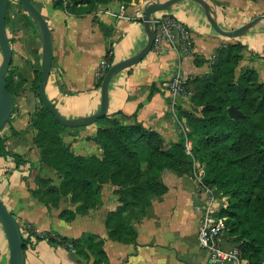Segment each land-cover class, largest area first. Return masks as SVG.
<instances>
[{
  "label": "crops",
  "instance_id": "1",
  "mask_svg": "<svg viewBox=\"0 0 264 264\" xmlns=\"http://www.w3.org/2000/svg\"><path fill=\"white\" fill-rule=\"evenodd\" d=\"M153 1L164 0L131 3L112 0L99 3L90 11L76 13L54 7L53 0H33L51 29L53 66L46 91L62 114L77 117L99 110L101 85H96V77L102 68V60L109 47L114 62L141 50L148 39L143 11ZM207 1L218 22L228 29L264 13V0ZM162 14L173 15L185 23L191 35L190 45L178 37L160 47L153 46L140 61L116 73L109 85L108 114L125 123L140 122L157 129L167 140H178L189 126L186 117L178 114L177 106L200 113L199 107L191 101L188 81L210 72L221 46L242 42L245 46L236 72L254 67L259 80L264 81V19L239 36H227L214 28L197 0H179L167 9L154 12L153 18ZM9 21L18 23L15 25L18 31L13 34V55H22L28 60L31 56L22 43L24 38L31 40L34 22L19 0H11ZM101 22L108 27L104 29ZM16 63L27 75L24 62L18 60ZM176 72L183 75L188 92L178 96L175 105L166 82ZM20 101L21 105L26 102ZM25 119L27 116L16 117L12 123L18 129ZM99 126V122H94L81 130L79 138L71 133L69 136L76 144L80 143L79 149L92 151L94 145L97 149L95 139ZM29 153L33 160L37 158L33 150ZM37 162L42 165L39 160ZM14 164L12 156L0 155V195L19 222L29 223L37 233L49 231L70 237H78L85 231L97 233L104 238L111 264H215L210 262L208 251L198 242L202 216L199 204L203 196L198 193L199 186L186 174H178L169 168L163 170L162 178L168 190L155 195L145 213H140L137 208L128 210L138 236L134 242H122L110 236L106 223L108 212L122 203L118 184L105 182L100 205L86 213H77L72 220H65L59 215L61 209L75 208L76 203L62 198L58 205L48 207L29 188L34 186V174H28L31 169L23 170ZM42 169L48 172L44 166ZM33 239L34 244L26 248V264H93V257L89 261L80 258L73 249L62 244H54L47 238L36 240L34 236ZM9 258V245L5 254L0 246V264H9Z\"/></svg>",
  "mask_w": 264,
  "mask_h": 264
},
{
  "label": "trees",
  "instance_id": "2",
  "mask_svg": "<svg viewBox=\"0 0 264 264\" xmlns=\"http://www.w3.org/2000/svg\"><path fill=\"white\" fill-rule=\"evenodd\" d=\"M109 1L112 0H53V4L57 8L81 13ZM121 1L131 3L135 0ZM10 3L11 0L7 26ZM34 23L37 24L35 19ZM101 25L104 29L108 27L104 22ZM9 37L13 43L14 37ZM244 46L240 41L221 46L210 72L188 81L191 101L201 113L177 106L178 114L186 117L189 126L178 140H167L157 129L140 122L125 123L107 113L96 121L101 123L96 135L101 154H76L60 135L69 126L62 124L40 99L42 108L34 122L39 127L37 138L43 148L42 159L58 170L62 181L60 188H46L44 192L52 194L49 197L44 196L39 186L38 189L29 187L32 193L52 207L61 200L58 194L70 192L76 207L62 208L59 215L72 220L77 213H86L100 205L103 184L112 181L119 185L117 191L122 203L107 214L110 236L122 242H134L138 229L133 218H127L128 215L132 217L128 210L137 208L140 213H145L152 198L168 190L162 178L164 169L185 174L191 171L195 160L202 161L211 169L204 181L217 185L222 190L220 195L230 196L228 206L218 212L226 217L227 237L235 240V243H229L239 246L250 264L264 261V81L259 80L254 67L236 72ZM105 58L108 65L100 68L97 74L98 86L114 63L111 47ZM41 74L42 70L39 71V83ZM5 79L15 105V89L23 87L27 76L21 70L15 72L10 68ZM231 104L242 109L244 115L232 117L228 110ZM13 112L2 129L11 121ZM13 132L19 131L13 127ZM188 139L192 141L191 151L186 144ZM0 155H14L20 163L19 154L12 152L6 138L1 136ZM20 226L25 249L34 244V236L36 240L47 238L54 244L75 249L80 258L89 261L93 257V264H111L104 248V238L97 233L85 231L78 237H70L49 231L40 234L31 225L20 223Z\"/></svg>",
  "mask_w": 264,
  "mask_h": 264
},
{
  "label": "water",
  "instance_id": "3",
  "mask_svg": "<svg viewBox=\"0 0 264 264\" xmlns=\"http://www.w3.org/2000/svg\"><path fill=\"white\" fill-rule=\"evenodd\" d=\"M25 9L36 20L42 37L43 57H42V74L38 87L39 97L42 102L49 107L55 117L64 125L67 126H85L96 122L100 117L108 113L109 108V85L112 77L122 69L133 65L140 61L154 45L156 29L153 21V13L169 8L172 4L179 0H164L153 1L149 3L143 11L144 25L148 34L146 44L136 54L116 61L105 73L101 83V105L96 112L77 116L68 117L62 114L55 102L49 97L46 87L49 81L53 66V42L52 33L49 23L43 15L41 9L33 2V0H19ZM202 4L205 12L214 28L220 33L227 36H239L247 29L264 19V13L256 16L255 18L241 24L240 26L232 29L223 27L217 20L211 5L207 0H197ZM10 0H0V47L2 51V61L0 63V130L11 116L14 108V98L12 93L7 87L5 76L13 59V46L10 41L8 28H7V11L9 8ZM229 114L232 117L243 116L244 112L237 105L231 104L228 108ZM0 220L5 229L9 249L10 258L9 264H26V249L24 248L23 233L20 222L15 214L9 209L8 205L4 202L0 195Z\"/></svg>",
  "mask_w": 264,
  "mask_h": 264
},
{
  "label": "rangeland",
  "instance_id": "4",
  "mask_svg": "<svg viewBox=\"0 0 264 264\" xmlns=\"http://www.w3.org/2000/svg\"><path fill=\"white\" fill-rule=\"evenodd\" d=\"M11 10H13V8ZM11 13L13 12L11 11ZM31 18L34 22L33 17ZM12 23L14 25H12ZM16 24L18 23L15 21L14 22L9 21L8 26H7L9 36L13 37V34L18 31L15 28ZM22 25L26 27V23L22 22ZM31 30H32L31 40L24 38V35H25L24 30L21 33L22 37L24 38L22 46L25 48V50L27 49V51L29 52L28 53L29 57L30 56L31 57L28 58L27 60L26 58L24 59V56L22 55L20 57L18 56V54L17 55L14 54L12 63L9 67V69L13 68L15 72H18L20 69L18 68V65H17L18 63L16 62H18V60L24 62L25 65L23 68H25L27 71V75H26L27 80L24 83L22 88L15 89L14 97L16 99V102L14 105V112H13L14 114L11 117V121H9L6 124V126L1 130L0 136L6 138V144L12 152L19 154V160H18L20 161L19 164L17 163L14 155H9L13 157V160L15 163L14 165L16 167L22 168L23 170L27 169L28 167L31 169L29 170L28 174H31V173L34 174V186L32 188H37L39 186L44 196L49 197L52 194L46 193L44 191L46 190V188L49 189V187L51 186L60 188L62 176L60 175V173L54 166L48 164L42 159L41 152L43 148H42V144H40V141L37 138V135L39 133V127L34 122V120H35L37 112L42 108V103L38 96V84H39V78H40L39 71L42 68L43 46H42L41 32H40L38 24L33 23ZM12 45H14V41ZM17 52H20V50H18ZM22 57L23 59H21ZM1 61H2V51L0 47V63ZM26 62L28 63V65H26ZM16 78L18 79V75H16ZM20 99L26 100V102L23 103V105H21ZM23 116L24 117L27 116V119H25L24 123L20 124V127L18 129L16 128L19 132L14 133L13 132L14 125L12 123V120H14L16 117L22 118ZM85 126H69L65 130L61 131L60 135L63 141L69 146L72 152L76 154H82V155H88V154H93V153L100 155L102 152V149L98 143L96 145L97 149L95 148V145H94L92 147V151H90V149L83 150V149L78 148L79 147L78 144L80 143L76 144L74 142V138L69 136V134L71 133L72 135H78L76 136V139L79 138L81 135L80 134L81 130ZM6 130H10V133H6ZM3 133L5 135H2ZM69 138H72V139H69ZM95 142H97V139H95ZM32 150L34 151V155L37 157L35 160L32 159V156H30V153H29ZM38 160L42 165L40 166L38 165L39 164L37 162ZM43 166L46 169H48V172L43 171L42 169ZM200 166L196 163V160H195L192 165L191 171L185 173L186 177L194 181V183H196L197 185H198L199 168H201L203 171V175H202L203 180L205 178L204 176H206L208 173L211 172V169L210 168L208 169V165H206L204 162L201 161ZM40 176L44 178H49L50 180L49 179L44 180ZM27 184L29 185V183ZM212 186H214L215 188L214 193L216 195H220L222 193V190H220V188H218L217 185H212ZM58 195H59V199L64 198L67 201L73 202V200H71L70 192L63 191L61 192V194H58ZM127 218L131 219L132 217L128 215ZM21 224H23L24 226L30 227V225L27 222H22ZM226 239H227L226 240L227 242L235 243L234 242L235 240L231 241L228 237ZM8 245L9 244H8L7 235L2 225V222L0 220V246L4 254L8 250ZM74 251L76 250L74 249Z\"/></svg>",
  "mask_w": 264,
  "mask_h": 264
},
{
  "label": "built area",
  "instance_id": "5",
  "mask_svg": "<svg viewBox=\"0 0 264 264\" xmlns=\"http://www.w3.org/2000/svg\"><path fill=\"white\" fill-rule=\"evenodd\" d=\"M156 35L154 45L160 47L164 42H172L176 38H182L186 45L191 43L190 31L177 17L170 14H162L153 18ZM108 65L106 58L102 60V67ZM168 88L173 94V103L176 105L177 98L185 95L188 90L185 79L180 72H176L167 82ZM188 150L191 151L192 141H186ZM196 163L200 166V162ZM201 167V166H200ZM202 168V167H201ZM199 168L198 193L202 195L203 201L199 204L202 210L201 222L198 231V242L201 247L209 253V260L215 264H250L249 259L242 255L239 246L226 243L227 223L226 217L218 212L227 207L230 196L216 195L214 186L203 180V171ZM259 264H264L262 261Z\"/></svg>",
  "mask_w": 264,
  "mask_h": 264
}]
</instances>
